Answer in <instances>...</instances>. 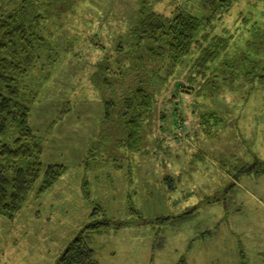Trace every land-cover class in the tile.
Masks as SVG:
<instances>
[{"label": "rangeland", "instance_id": "rangeland-1", "mask_svg": "<svg viewBox=\"0 0 264 264\" xmlns=\"http://www.w3.org/2000/svg\"><path fill=\"white\" fill-rule=\"evenodd\" d=\"M21 1L0 0V12ZM68 1L74 7L52 12ZM139 1L62 0L49 11L47 0H32L40 20L22 82L33 97L28 124L42 162L65 171L41 193L40 178L13 220L0 215V264H61L94 220L110 224L89 237L99 264H264V77H243L255 60L264 70V0H236L223 14L233 78L229 67L215 96L194 94L187 76L196 50L175 89L158 92L140 148L125 151L114 147L116 126L92 75L127 39ZM182 1L148 0L167 15ZM237 33L249 40L233 41Z\"/></svg>", "mask_w": 264, "mask_h": 264}, {"label": "trees", "instance_id": "trees-1", "mask_svg": "<svg viewBox=\"0 0 264 264\" xmlns=\"http://www.w3.org/2000/svg\"><path fill=\"white\" fill-rule=\"evenodd\" d=\"M60 1L47 0L46 8L51 2ZM235 1L183 0L170 15L155 11L148 0L139 1L127 39L103 53L92 75L93 85L103 93L104 118L116 126L115 148L125 151L140 148L142 129L149 120L158 92L168 89L166 97L169 89H175L180 65L196 50L199 54L187 76L189 90L194 89V94L215 96L226 80L222 77L221 83L219 78L228 74L229 67L233 78L232 69L237 71L236 65L225 60L232 37L226 30L222 32V19L235 6ZM36 4L22 0L8 12H0V215L9 220L15 218L40 178L39 193L50 188L65 171L63 165L42 162L41 142L28 124L33 97L29 98L23 91L22 82L35 62L30 50L40 20V15L35 14ZM193 4L200 9L198 14ZM74 5L68 1L62 9L54 7L52 12L67 11ZM220 26L223 28L218 30ZM238 37L245 42L249 40L237 33L233 41ZM123 46L127 49L123 50ZM258 70L262 72L259 74ZM255 74L264 77V70L256 60L243 77L249 80ZM201 117L204 121L211 118L209 114ZM101 212L102 208L96 207L92 214ZM109 226L103 220L88 223L67 245L59 262L99 264L89 237L106 231Z\"/></svg>", "mask_w": 264, "mask_h": 264}]
</instances>
